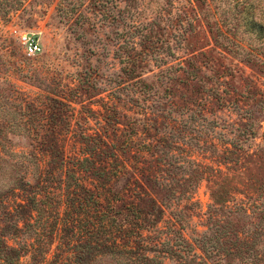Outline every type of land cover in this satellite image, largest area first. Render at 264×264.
I'll return each instance as SVG.
<instances>
[{"label": "rangeland", "instance_id": "rangeland-1", "mask_svg": "<svg viewBox=\"0 0 264 264\" xmlns=\"http://www.w3.org/2000/svg\"><path fill=\"white\" fill-rule=\"evenodd\" d=\"M1 7L11 9L0 12L1 89L12 87L35 99L64 95L67 86L83 83L87 94L73 105L77 116H87L94 128L104 114L103 103L113 99L120 113L129 117L122 124L136 145L148 127L145 112L154 110L158 130L179 141L169 151L174 166L187 170L194 161L205 169H219L239 184L244 181L234 178V171L243 167L253 188L247 191L250 203L257 200L255 188L264 185V0H0ZM14 32L33 36L41 52L24 55ZM184 62L192 65L189 71L198 68L206 75L207 89L227 94L221 103L212 100L215 104L209 105L204 118L190 117L194 96L168 77L181 73ZM13 141L22 146L16 137ZM227 141L239 149L228 156L226 173ZM258 145L260 152L254 156ZM240 189L244 195H236L234 201L245 203L246 188ZM12 200H6L7 208ZM190 200L179 203L189 240L194 231L205 229L208 183L200 182ZM258 214L241 223L258 237L238 230L237 238L239 243L254 242L257 264H264V217L260 220ZM55 246V241L47 246L45 262ZM41 258L27 253L19 264H45ZM253 259L238 257L233 263L253 264Z\"/></svg>", "mask_w": 264, "mask_h": 264}, {"label": "trees", "instance_id": "trees-1", "mask_svg": "<svg viewBox=\"0 0 264 264\" xmlns=\"http://www.w3.org/2000/svg\"><path fill=\"white\" fill-rule=\"evenodd\" d=\"M187 62L181 63V73L168 77L194 96L190 117L204 118L212 100L221 103L227 94L207 89L206 75L198 68L189 71L192 65ZM81 84L67 86L64 95L35 99L12 87L0 88V264H19L27 253L42 256L43 263L54 241L52 258L45 264H234L238 257L245 262L254 257L257 264L254 242L239 243L237 232L256 235L241 223L256 211L263 219L264 185L255 188L258 197L250 203L247 191L253 188L243 167L234 171L233 177L244 181L239 184L219 169H205L194 161L187 170L174 166L169 151L179 141L158 130L154 110L145 112L148 127L139 145L124 131L122 119L129 117L113 99L103 103L104 114L93 128L73 107L87 94ZM223 143L229 146L227 173L228 156L239 147L233 141ZM202 181L208 183L210 195L205 229L194 231L189 240L179 203L190 204ZM240 187L246 188L245 203L234 201L244 195ZM10 197L12 206L7 208ZM259 199L260 205L255 203Z\"/></svg>", "mask_w": 264, "mask_h": 264}, {"label": "built area", "instance_id": "built-area-1", "mask_svg": "<svg viewBox=\"0 0 264 264\" xmlns=\"http://www.w3.org/2000/svg\"><path fill=\"white\" fill-rule=\"evenodd\" d=\"M14 34H17L14 32ZM16 38L19 44L22 46L24 55L27 57L35 56L41 52V46L33 36L27 34L18 33Z\"/></svg>", "mask_w": 264, "mask_h": 264}]
</instances>
